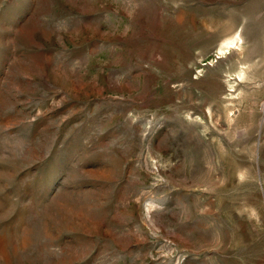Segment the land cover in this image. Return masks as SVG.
Here are the masks:
<instances>
[{"label":"rangeland","instance_id":"374dc122","mask_svg":"<svg viewBox=\"0 0 264 264\" xmlns=\"http://www.w3.org/2000/svg\"><path fill=\"white\" fill-rule=\"evenodd\" d=\"M0 264H264V0H0Z\"/></svg>","mask_w":264,"mask_h":264}]
</instances>
